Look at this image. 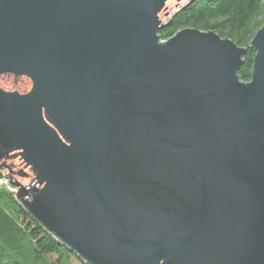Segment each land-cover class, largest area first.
<instances>
[{
    "label": "water",
    "instance_id": "obj_1",
    "mask_svg": "<svg viewBox=\"0 0 264 264\" xmlns=\"http://www.w3.org/2000/svg\"><path fill=\"white\" fill-rule=\"evenodd\" d=\"M196 0H0V170L85 264H264V24L160 30Z\"/></svg>",
    "mask_w": 264,
    "mask_h": 264
},
{
    "label": "trees",
    "instance_id": "obj_2",
    "mask_svg": "<svg viewBox=\"0 0 264 264\" xmlns=\"http://www.w3.org/2000/svg\"><path fill=\"white\" fill-rule=\"evenodd\" d=\"M264 24V0H196L178 11L160 30L169 40L184 29L213 31L247 48L240 80L252 78L255 52L249 45ZM0 264H85L57 243L21 208L14 195L0 189Z\"/></svg>",
    "mask_w": 264,
    "mask_h": 264
},
{
    "label": "built area",
    "instance_id": "obj_3",
    "mask_svg": "<svg viewBox=\"0 0 264 264\" xmlns=\"http://www.w3.org/2000/svg\"><path fill=\"white\" fill-rule=\"evenodd\" d=\"M6 175H8L6 172L0 173V189L14 195L17 190L11 186L9 178H5Z\"/></svg>",
    "mask_w": 264,
    "mask_h": 264
},
{
    "label": "rangeland",
    "instance_id": "obj_4",
    "mask_svg": "<svg viewBox=\"0 0 264 264\" xmlns=\"http://www.w3.org/2000/svg\"><path fill=\"white\" fill-rule=\"evenodd\" d=\"M2 171L0 170V173H1Z\"/></svg>",
    "mask_w": 264,
    "mask_h": 264
}]
</instances>
